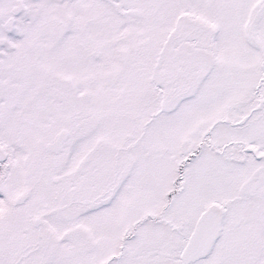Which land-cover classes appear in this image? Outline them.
<instances>
[{
	"label": "snow or ice",
	"instance_id": "1",
	"mask_svg": "<svg viewBox=\"0 0 264 264\" xmlns=\"http://www.w3.org/2000/svg\"><path fill=\"white\" fill-rule=\"evenodd\" d=\"M0 264H264V0H0Z\"/></svg>",
	"mask_w": 264,
	"mask_h": 264
}]
</instances>
